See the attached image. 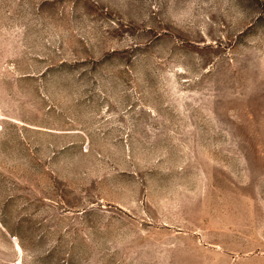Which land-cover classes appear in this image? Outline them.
Segmentation results:
<instances>
[{"label":"rangeland","instance_id":"obj_1","mask_svg":"<svg viewBox=\"0 0 264 264\" xmlns=\"http://www.w3.org/2000/svg\"><path fill=\"white\" fill-rule=\"evenodd\" d=\"M0 264H264V0H0Z\"/></svg>","mask_w":264,"mask_h":264}]
</instances>
